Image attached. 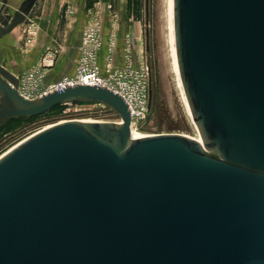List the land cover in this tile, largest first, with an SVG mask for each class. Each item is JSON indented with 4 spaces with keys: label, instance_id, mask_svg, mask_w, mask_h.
Instances as JSON below:
<instances>
[{
    "label": "water",
    "instance_id": "95a60500",
    "mask_svg": "<svg viewBox=\"0 0 264 264\" xmlns=\"http://www.w3.org/2000/svg\"><path fill=\"white\" fill-rule=\"evenodd\" d=\"M38 0L0 8V40ZM174 69L201 142L134 138L123 98L79 84L28 99L0 64V128L67 102L68 120L0 156V264H264V0H170Z\"/></svg>",
    "mask_w": 264,
    "mask_h": 264
},
{
    "label": "rangeland",
    "instance_id": "374dc122",
    "mask_svg": "<svg viewBox=\"0 0 264 264\" xmlns=\"http://www.w3.org/2000/svg\"><path fill=\"white\" fill-rule=\"evenodd\" d=\"M23 1L0 0V8L5 4L6 9L14 14ZM169 1L96 0V4L89 8L86 0H38L33 17L39 20L35 25L27 22L19 26L10 53L0 45V64L19 75L35 65L54 40L61 44L67 40L70 49L58 57L54 66V71L61 75L71 67V57L76 51L73 44L81 37L85 25L94 19L93 13H98L105 40L111 32H115L120 51L124 47L125 36L130 33L134 50L140 52L144 47L150 64L152 106L148 119L138 126V131L146 135L173 133L195 137L196 132L181 100L172 67ZM109 5H112L111 10ZM68 120L118 122L119 115L114 111H71L25 121L20 128L0 138V156L38 131Z\"/></svg>",
    "mask_w": 264,
    "mask_h": 264
},
{
    "label": "built area",
    "instance_id": "2783aa9c",
    "mask_svg": "<svg viewBox=\"0 0 264 264\" xmlns=\"http://www.w3.org/2000/svg\"><path fill=\"white\" fill-rule=\"evenodd\" d=\"M111 8L109 5L108 9ZM99 15L93 13L94 19L82 31L80 55L73 73L56 81H47L60 55L57 42L53 41L35 65L17 75V90L25 98L36 99L79 84L101 86L123 98L129 108L131 125L139 126L148 119L152 106V75L144 47L140 52L134 50L133 37L128 33L124 47L118 51L115 32L105 40ZM62 106L65 114L71 111H112L105 103L97 101L67 102ZM121 121L119 115L118 122Z\"/></svg>",
    "mask_w": 264,
    "mask_h": 264
},
{
    "label": "crops",
    "instance_id": "0c3cea01",
    "mask_svg": "<svg viewBox=\"0 0 264 264\" xmlns=\"http://www.w3.org/2000/svg\"><path fill=\"white\" fill-rule=\"evenodd\" d=\"M94 4H96V0H95ZM86 5H87V7H89L88 6V0H86ZM34 8H35V6H34ZM34 8L31 11L30 15L27 17V20L25 21V23H23V24H27V22H29V23L31 22V23H33V25H35L37 23V20H39V19L37 17H33L35 15L34 11L36 10V8L35 9ZM19 26H17L12 32L5 35L0 40V45L2 47H6V50L7 51L9 50V53H10L11 47L14 46V41L16 42V40H14V36L16 35V33L19 29ZM29 26H31V25H29ZM17 41H19V40H17ZM54 41L57 42L56 46L59 47V51H60L59 57H61L64 52H67L70 49V42H67V40H66V42H64V44L59 43L57 40H54ZM80 47H81V37H79L77 42L73 44V48L76 51L73 53V56L71 57V62H70L71 67L69 68V70L63 71V72H61V75H59L57 72L54 71L55 67L52 68L49 75H48V78H47L48 82L56 81V80L60 79L61 77H63L64 75L73 73V71L77 65L78 59H79ZM66 49H67V51H66ZM7 56H10V54H7Z\"/></svg>",
    "mask_w": 264,
    "mask_h": 264
},
{
    "label": "trees",
    "instance_id": "16d2710c",
    "mask_svg": "<svg viewBox=\"0 0 264 264\" xmlns=\"http://www.w3.org/2000/svg\"><path fill=\"white\" fill-rule=\"evenodd\" d=\"M94 2H95V0H88L89 8L94 6ZM63 109H64V106L59 105V106L54 107L49 112H47L45 114H42V115H39V116L29 117V118H24V117L11 118V119L6 121L7 124H5L6 123L5 122L3 124V126L0 128V138L5 133H8V132H11V131H13V130H15L17 128H20L25 121H31L33 119H36V118H39V117H42V116L51 115V114L61 115L63 113Z\"/></svg>",
    "mask_w": 264,
    "mask_h": 264
},
{
    "label": "bare ground",
    "instance_id": "6f19581e",
    "mask_svg": "<svg viewBox=\"0 0 264 264\" xmlns=\"http://www.w3.org/2000/svg\"><path fill=\"white\" fill-rule=\"evenodd\" d=\"M170 2V1H169ZM169 29H170V44H171V24H170V13H169ZM171 56H172V67H173V70H174V73H175V75H176V81H177V86H178V89H179V92H180V97H181V100H182V102H183V105H184V107H185V110H186V113H187V115H188V117H189V119H190V121H191V123H192V126L194 127V129H195V132H196V136L195 137H190V138H193V139H196L197 141H199V142H201L202 144H204L203 143V141H202V138H201V136H200V134H199V131H198V129H197V127H196V125L194 124V122H193V120H192V118H191V116H190V114H189V111H188V109H187V106H186V104H185V100H184V97H183V95H182V93H181V91H180V86H179V82H178V78H177V74H176V72H175V69H174V63H175V61H174V56H173V51H172V44H171ZM87 121H94V120H87ZM62 122H64V121H62ZM51 126H53V125H50V126H48L47 128H49V127H51ZM44 129H46V128H44ZM44 129H42V130H44ZM42 130H40V131H42ZM40 131H38V132H40ZM129 131H130V133H131V135L134 137V138H141V137H145V136H150V135H146V134H144V133H141V132H139L138 131V126H135L134 124H132L131 126H130V128H129ZM37 132V133H38ZM36 134V133H35ZM34 135V134H33ZM32 136V135H31ZM30 136V137H31ZM188 137V136H187ZM29 138V137H28ZM18 145V144H17ZM16 145V146H17ZM14 148V147H13Z\"/></svg>",
    "mask_w": 264,
    "mask_h": 264
}]
</instances>
